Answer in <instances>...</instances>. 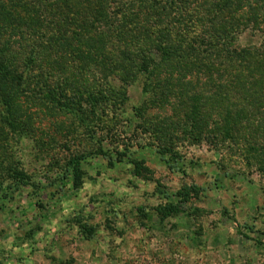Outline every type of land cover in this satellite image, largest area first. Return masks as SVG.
I'll return each mask as SVG.
<instances>
[{
	"label": "rangeland",
	"instance_id": "1",
	"mask_svg": "<svg viewBox=\"0 0 264 264\" xmlns=\"http://www.w3.org/2000/svg\"><path fill=\"white\" fill-rule=\"evenodd\" d=\"M159 6L0 0L1 41L18 42L16 61L30 63L12 114L0 97V264H264L263 77L246 83L213 59L202 60L204 75H178L165 51L166 29L169 45L180 38L175 6ZM116 15L130 29L127 46L157 52L149 73L122 65L119 43L105 33ZM155 19L163 24L149 27ZM211 67L218 76L205 77ZM161 148L177 153L173 169ZM80 155L75 187L67 166ZM128 157L144 163V176ZM15 173L32 185L18 186ZM192 184L204 193L162 220L157 207Z\"/></svg>",
	"mask_w": 264,
	"mask_h": 264
},
{
	"label": "trees",
	"instance_id": "2",
	"mask_svg": "<svg viewBox=\"0 0 264 264\" xmlns=\"http://www.w3.org/2000/svg\"><path fill=\"white\" fill-rule=\"evenodd\" d=\"M147 1L150 3L151 8H158L160 5L159 9L161 12L164 11L163 5L175 6V38L179 36L181 39L179 38L175 41V46L169 45L171 42V31L166 29L168 37L166 36L167 45L165 51L167 54H175L174 58L177 63L175 68H177L178 75L182 73L187 76L189 74L193 78L204 75L200 74L202 73L201 69L204 68L202 60L213 59L221 60L227 63L228 67L235 68L237 71L236 75L238 74L237 76H239L238 79L242 81L247 79L246 83L252 82L255 77L260 75L264 80V0H146V3ZM126 14L125 12L122 17L126 18ZM136 14H139V12ZM118 17L116 15L113 18L114 25L112 24L110 31L105 33L119 43V49L122 50V53H120L122 65L132 64L139 71H143L146 74L149 73V62L154 61L153 55L157 56V52L153 48L148 50L146 48L135 49L127 46L126 38H128L127 34L130 29L119 25L121 22ZM152 17L157 18L156 16ZM156 20L149 21L147 25L153 28L163 24V21L158 23ZM200 25L203 28H200ZM140 29L145 30L143 27ZM159 31L157 33H160ZM243 34H249L251 40L258 34L257 40L251 41L252 44L250 45H241L239 37ZM3 35V30H0V41L3 39ZM149 35L151 36V34ZM159 37H162L161 34ZM15 43L18 42H12L11 38L0 43V97L1 105L6 107V111L16 105V99L12 96V92L20 90L25 85V72L28 69L24 70L21 67L24 66L25 68L27 66L28 68L30 64L27 62V64L21 66L20 62L16 61L14 50L17 46ZM18 46L20 50L24 45L19 43ZM37 50V54L34 53L28 60L39 58L41 50ZM188 57L190 61L184 63V59L187 60ZM137 58L142 59L138 61L136 60ZM206 72L207 75L205 77L218 76L219 74V71L212 67L207 69ZM231 82L228 84H232ZM96 103H92L94 108ZM195 107L193 115L196 114V116L193 122L199 113L195 111ZM10 114H12L11 111ZM10 123H12L11 120ZM128 152L120 153L116 161L123 162L125 156L129 154ZM158 153L169 164V168L173 169L174 165L171 162L174 157H177V153L170 149L162 148L158 149ZM169 153H172V159L165 157ZM96 154L103 156L110 165H114L115 159L109 151L99 149ZM86 158V155L76 156L68 163L67 171L68 173H73L75 187L81 186L83 178L82 162ZM128 160L134 166L135 174L144 176V173L148 170L144 163L132 157H128ZM67 177V175L64 176L65 179ZM13 181L18 186L32 185L24 173H15ZM204 190L203 187L196 184L186 185L177 191L175 196L179 197L178 201L159 206L156 211L162 220L178 216L185 212L184 202L194 196H200L204 193ZM195 210L199 213L202 212L201 209Z\"/></svg>",
	"mask_w": 264,
	"mask_h": 264
}]
</instances>
